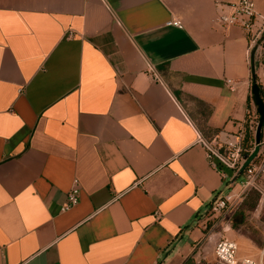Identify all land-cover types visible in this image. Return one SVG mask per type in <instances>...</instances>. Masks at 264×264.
<instances>
[{
  "label": "crops",
  "instance_id": "obj_1",
  "mask_svg": "<svg viewBox=\"0 0 264 264\" xmlns=\"http://www.w3.org/2000/svg\"><path fill=\"white\" fill-rule=\"evenodd\" d=\"M236 1L0 0V264H264L263 198L197 141L253 144Z\"/></svg>",
  "mask_w": 264,
  "mask_h": 264
},
{
  "label": "built area",
  "instance_id": "obj_2",
  "mask_svg": "<svg viewBox=\"0 0 264 264\" xmlns=\"http://www.w3.org/2000/svg\"><path fill=\"white\" fill-rule=\"evenodd\" d=\"M228 11L221 10L216 17V23L221 27L238 26L249 38V46L252 48L256 42L262 38V50L264 54V17L259 16L255 10L254 0H238L226 6ZM175 27L182 28L179 21H173ZM227 86L232 88V81H226ZM254 120H256L254 122ZM257 114L254 113L248 123L250 131L255 130L257 126ZM254 125V126H253ZM254 128V129H253ZM245 131L240 132L237 142L234 144H226L220 146L211 145L198 137L199 141L207 152V158L211 167L220 172V168L230 170L237 176L240 168L247 161L254 148H245L244 146ZM253 145V144H252ZM264 174V124L261 129L260 142L258 144V152L250 161L242 173V184L245 188H253L264 196V190L257 184V181ZM80 188L75 180L73 187L66 196V204L64 210H69L79 202ZM230 205L227 199L217 198L212 202L210 210L213 215H221L229 211ZM216 232V231H215ZM216 235V234H215ZM214 236V234H213ZM215 242L213 253L215 259L220 264H262L260 258L239 257L238 246L234 240H230L225 236H219Z\"/></svg>",
  "mask_w": 264,
  "mask_h": 264
},
{
  "label": "rangeland",
  "instance_id": "obj_3",
  "mask_svg": "<svg viewBox=\"0 0 264 264\" xmlns=\"http://www.w3.org/2000/svg\"><path fill=\"white\" fill-rule=\"evenodd\" d=\"M261 42H262V38L260 40H258L256 42V45L253 46L250 49H251V54H252L253 76L255 77L256 84L259 87V92H261V96L260 97H261V99L262 98L264 99V54H263ZM262 101H264V100H262ZM254 107L256 108L255 105H254ZM256 114H257V117H258V120H259V115H258V113H256ZM258 120H257V122H258ZM255 121L256 120H254V122ZM254 134H255V130H254ZM254 134H253V145H252V148H254ZM257 184L258 185H262L263 184L262 186H264V174L257 181ZM252 190H255V189L252 188ZM258 195L260 196V198L262 197L263 200H264V196H261L260 193H258ZM220 232H222V231H220ZM258 254H260V253H258ZM247 256L254 258L252 255H249V254H247Z\"/></svg>",
  "mask_w": 264,
  "mask_h": 264
},
{
  "label": "water",
  "instance_id": "obj_4",
  "mask_svg": "<svg viewBox=\"0 0 264 264\" xmlns=\"http://www.w3.org/2000/svg\"><path fill=\"white\" fill-rule=\"evenodd\" d=\"M253 77V84L251 87V96H252V102L256 106V111L259 115V120L255 129L254 134V150L251 153V155L248 157L247 161L244 163V165L240 168L237 177L241 176L247 165L250 163V161L256 156L258 152V144L260 142V136H261V129L264 124V103L260 97L259 87L256 84L255 77Z\"/></svg>",
  "mask_w": 264,
  "mask_h": 264
},
{
  "label": "trees",
  "instance_id": "obj_5",
  "mask_svg": "<svg viewBox=\"0 0 264 264\" xmlns=\"http://www.w3.org/2000/svg\"><path fill=\"white\" fill-rule=\"evenodd\" d=\"M260 96H261V92H260ZM262 100H264V99L262 98ZM263 103H264V101H263ZM248 138H251V136H250V135H246V136H245V139H244V142L247 141ZM258 193H259L258 191L253 190V191L251 192V195L259 196Z\"/></svg>",
  "mask_w": 264,
  "mask_h": 264
}]
</instances>
